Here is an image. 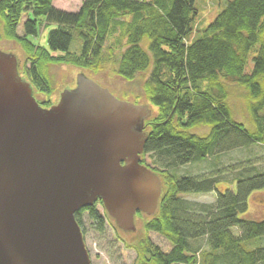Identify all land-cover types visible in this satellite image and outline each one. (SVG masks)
<instances>
[{"label": "trees", "instance_id": "1", "mask_svg": "<svg viewBox=\"0 0 264 264\" xmlns=\"http://www.w3.org/2000/svg\"><path fill=\"white\" fill-rule=\"evenodd\" d=\"M53 1L0 0V41H15L24 50L19 73L33 92L52 93L48 68L53 65L95 73L113 66L127 81L144 75L145 97L157 107L145 123L148 141L141 164L160 177L163 189L156 214L126 242L136 253L133 264H264V246L252 243L264 237V220L240 218L249 196L264 190V170L242 166L236 187L224 192H218L219 176L176 172L264 145V0H225L196 37L197 0H82L73 12L56 8ZM43 19L58 26L49 34V48L29 38L38 36ZM75 40L80 47L71 50ZM253 52L254 66L247 72ZM237 89L253 115V130L233 118ZM202 125L210 126L207 136L190 131ZM213 192L214 204L182 197ZM85 216L101 233L113 222L99 200L75 214L84 236ZM137 216L143 213H137L135 224ZM151 233L165 238L171 249L163 250Z\"/></svg>", "mask_w": 264, "mask_h": 264}, {"label": "water", "instance_id": "2", "mask_svg": "<svg viewBox=\"0 0 264 264\" xmlns=\"http://www.w3.org/2000/svg\"><path fill=\"white\" fill-rule=\"evenodd\" d=\"M151 117L82 73L44 108L0 51V264H92L75 214L99 200L124 232L155 215L162 181L141 164Z\"/></svg>", "mask_w": 264, "mask_h": 264}, {"label": "rangeland", "instance_id": "3", "mask_svg": "<svg viewBox=\"0 0 264 264\" xmlns=\"http://www.w3.org/2000/svg\"><path fill=\"white\" fill-rule=\"evenodd\" d=\"M82 0H54L53 5L64 11H77ZM225 0H197L198 17L195 23V32L193 37L204 31L207 26L214 21L218 14L223 10ZM23 18L19 26V33H23ZM56 24L48 23L43 19L39 25V34L37 37H29L35 44H39L44 48H49L48 37L49 34L57 29ZM80 41L75 40L71 45V50H78ZM0 51L6 54L15 55L20 63L24 61L25 53L22 47L15 41H0ZM254 52L251 55L249 63L246 67L247 72H251L254 66L253 61ZM115 67L109 66L105 71L95 73L90 70L80 69L71 65H53L48 68V74L52 81L53 91L50 95L43 94L36 91L37 97L42 102L57 101L64 90L72 89L77 82L79 74L86 75L89 79L108 89L113 96L125 102L134 103L136 105L148 106L152 111V116L157 113V107L151 104L145 97L143 90V83L146 79L144 75H139L135 81H127L118 76L115 72ZM235 105L232 107L233 118L244 124L248 130H253L255 122L253 115L245 102V96L241 89H237L235 93ZM192 133L207 136L210 132V126L202 125L195 126L190 129ZM150 161V160H149ZM247 164L256 166L259 170H264V145L255 144L250 148L240 149L222 155L219 158L209 159L206 161L193 163L182 166L177 169V173L182 175H197V176H219L220 181L217 185L218 192H224L228 188L234 189L236 187L235 175L239 169ZM235 168L237 169L235 172ZM189 173V174H188ZM185 200L191 203L200 204H214L217 199V192L206 195L191 194L182 196ZM100 212L104 213L103 207L98 206ZM152 216L143 213V216H137L138 222L136 224V232L143 230V224L150 220ZM136 217V216H135ZM243 220H264V190L254 191L248 199V210L246 213L240 215ZM84 236L87 249L90 254L92 264H133L136 260V253L134 250L127 248L126 242H129L132 233L124 232L117 227L115 221H109L106 224L104 232H99L94 224H91L87 216H85ZM115 226L118 231L115 230ZM115 228V229H114ZM238 233L237 229H234ZM153 241L159 245L163 250L169 251L171 249L170 243L157 233H151ZM252 243H257V246H264V237ZM203 246L205 241L201 242ZM248 248L250 244H246Z\"/></svg>", "mask_w": 264, "mask_h": 264}, {"label": "flooded vegetation", "instance_id": "4", "mask_svg": "<svg viewBox=\"0 0 264 264\" xmlns=\"http://www.w3.org/2000/svg\"><path fill=\"white\" fill-rule=\"evenodd\" d=\"M74 87H75V86H74ZM33 91H34V90H33ZM34 96H35L36 100L38 101V103H39L41 106H43L44 108H50L51 106L57 104L58 101H59V100H57V101H54V100L52 101V100H51V101L47 102L48 104H45V102H42V101H40V100L38 99L36 93H34Z\"/></svg>", "mask_w": 264, "mask_h": 264}]
</instances>
